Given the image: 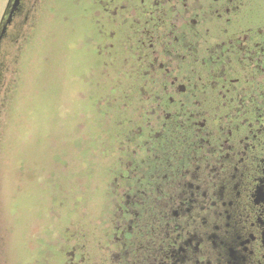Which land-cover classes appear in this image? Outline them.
Segmentation results:
<instances>
[{"label": "flooded vegetation", "instance_id": "flooded-vegetation-1", "mask_svg": "<svg viewBox=\"0 0 264 264\" xmlns=\"http://www.w3.org/2000/svg\"><path fill=\"white\" fill-rule=\"evenodd\" d=\"M11 2L0 264H264V0Z\"/></svg>", "mask_w": 264, "mask_h": 264}, {"label": "water", "instance_id": "water-1", "mask_svg": "<svg viewBox=\"0 0 264 264\" xmlns=\"http://www.w3.org/2000/svg\"><path fill=\"white\" fill-rule=\"evenodd\" d=\"M19 1L20 0H12L11 2V7H10V4H9V7L11 9V11L9 12V14L6 16V21L10 22L11 21V16H12V13L13 11L17 8V6L19 5ZM4 32V30H3Z\"/></svg>", "mask_w": 264, "mask_h": 264}, {"label": "rangeland", "instance_id": "rangeland-1", "mask_svg": "<svg viewBox=\"0 0 264 264\" xmlns=\"http://www.w3.org/2000/svg\"><path fill=\"white\" fill-rule=\"evenodd\" d=\"M8 0H0V20L3 15Z\"/></svg>", "mask_w": 264, "mask_h": 264}, {"label": "bare ground", "instance_id": "bare-ground-1", "mask_svg": "<svg viewBox=\"0 0 264 264\" xmlns=\"http://www.w3.org/2000/svg\"><path fill=\"white\" fill-rule=\"evenodd\" d=\"M58 74H60V73H58ZM60 76V75H59ZM60 79V78H59ZM35 81V80H34ZM60 93V92H59ZM58 107V106H57ZM24 150V149H23ZM23 152V151H22ZM36 164V163H35ZM7 232V231H6ZM11 232V231H10ZM17 247V246H16ZM29 249V248H28ZM17 251V250H16ZM11 253H12V251H11ZM11 253H10V255H11ZM27 261V260H26ZM19 262V261H18Z\"/></svg>", "mask_w": 264, "mask_h": 264}]
</instances>
